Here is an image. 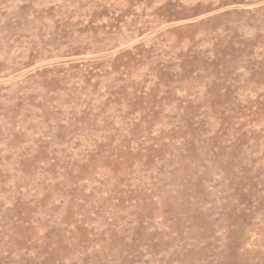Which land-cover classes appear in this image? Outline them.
Masks as SVG:
<instances>
[{"label":"rangeland","instance_id":"obj_1","mask_svg":"<svg viewBox=\"0 0 264 264\" xmlns=\"http://www.w3.org/2000/svg\"><path fill=\"white\" fill-rule=\"evenodd\" d=\"M0 264H264V0H0Z\"/></svg>","mask_w":264,"mask_h":264}]
</instances>
